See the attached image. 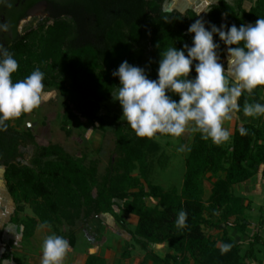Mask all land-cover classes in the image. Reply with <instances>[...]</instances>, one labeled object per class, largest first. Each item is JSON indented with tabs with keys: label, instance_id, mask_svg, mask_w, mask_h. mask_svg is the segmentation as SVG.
Listing matches in <instances>:
<instances>
[{
	"label": "trees",
	"instance_id": "trees-1",
	"mask_svg": "<svg viewBox=\"0 0 264 264\" xmlns=\"http://www.w3.org/2000/svg\"><path fill=\"white\" fill-rule=\"evenodd\" d=\"M170 1L68 0L61 11L49 14L52 23L46 28L40 24L37 30L18 37L10 52L18 64L11 79L22 80L35 69L43 72L44 88H53L66 97L67 111L63 113L61 128L67 136L71 133L68 121L76 115L94 124L100 121L101 103L119 85L111 73L122 61L144 67L148 77L155 79L160 52L191 44L194 34L186 30L199 18L198 13L192 8L169 11L166 5ZM246 1L217 0L206 13V21L217 26H239L264 18V0H250L248 9L244 6ZM214 41H218L215 35ZM223 47L220 42L219 55ZM190 75L195 76L194 70ZM263 95L264 86H257L251 94L242 93L239 110L233 114L237 118L244 115L246 103L264 104ZM70 105L75 113L70 111ZM113 134L116 157L99 180L95 165L85 166L82 159L73 158L58 145L40 146L29 164L20 163L19 148L33 143V136L13 128L10 120L0 126L2 179L17 207L9 221L21 227L23 239L31 237L37 226H43L73 246L74 231L62 234L59 226L72 225L77 220L88 223L95 218L98 230L103 224L101 214H109L123 225L114 210L120 202V211L135 218L130 235L132 246L144 251L140 264H248L247 259H254L253 249L262 241L260 235L253 234L252 243L242 252L241 243L226 229L231 227L246 235L251 225L244 218L250 205L235 186L249 180L264 165V121L235 125L228 145L213 144L194 131L179 189L166 190L147 180L148 156L159 149L155 135L137 137L123 121L116 125ZM156 135L174 139L182 136ZM157 162L165 167L166 155L160 153ZM134 171L138 174L133 175ZM205 182L209 185L207 190ZM146 198L156 200V204L145 206ZM25 206L33 216L19 215ZM180 211L186 213V220L178 228L175 221ZM207 230L220 232L218 243ZM160 244H166L168 251L164 256L153 251L152 247ZM224 245L229 248L221 252ZM129 255L126 246L121 258ZM5 258H10L8 250L0 257ZM83 264H105V260L91 254Z\"/></svg>",
	"mask_w": 264,
	"mask_h": 264
},
{
	"label": "clouds",
	"instance_id": "clouds-1",
	"mask_svg": "<svg viewBox=\"0 0 264 264\" xmlns=\"http://www.w3.org/2000/svg\"><path fill=\"white\" fill-rule=\"evenodd\" d=\"M216 2L206 0L208 7L204 13L211 11ZM3 3L5 0H0ZM6 28L0 23V31ZM186 31L194 34L191 44L160 52L155 79L148 77L144 67L122 61L111 73L119 80L117 90L111 92L112 99L121 107L120 120L137 137L152 138L156 134L179 137L191 123L192 131L218 145L229 138L222 121L239 110L242 93L251 94L257 86H264V18L239 26L226 23L217 26L198 18ZM214 35L218 41H214ZM220 42L226 48V66L220 62ZM17 68L12 53L0 45V126L31 112L48 96L42 83L43 72L35 69L13 82L11 74ZM192 70L195 76L190 75ZM243 113L264 114V104L246 103ZM240 132L244 134L245 129L241 127ZM185 220L186 213L180 211L176 226L183 227ZM228 248L229 245L222 246L221 252ZM68 249V241L62 236H46L41 245L40 264H62ZM0 264L12 262L5 258L0 259Z\"/></svg>",
	"mask_w": 264,
	"mask_h": 264
},
{
	"label": "rangeland",
	"instance_id": "rangeland-1",
	"mask_svg": "<svg viewBox=\"0 0 264 264\" xmlns=\"http://www.w3.org/2000/svg\"><path fill=\"white\" fill-rule=\"evenodd\" d=\"M227 1L231 2L232 0ZM248 1H246L244 4L246 8L249 5ZM207 7L208 5L206 4V0H171L170 3L166 5V8L169 11L184 12L186 9L192 8L196 10L198 14L201 13L200 18H202L204 21H206V13H204V11H206ZM43 17V13H38L28 26H26L24 23L25 27H23V34L29 30H37L42 21H44V28L52 23V21L48 18L43 20ZM222 61L223 59L220 60V62ZM117 88L118 86L113 92H115ZM44 91L48 93V96L38 107L34 108L29 113H22L18 118L10 119V125L13 128L21 132L30 133L33 136V143H26L20 146L19 149L21 152V157L18 159L19 162L26 165L29 164L30 159L40 146L58 145L73 158L82 159V162L85 166L95 165L97 177L100 180L105 174L106 170L109 168L111 162L116 157V154L114 153L113 130L116 125L122 121L120 120L121 107L119 102L114 101L112 99V95L107 101L102 102L98 112L100 121L94 124L90 123L87 119L79 115L70 118L68 121V128L70 129L71 133L69 136H67L64 130L61 128L63 113L67 111L65 104L66 97L60 95V93L53 88H44ZM69 109L75 113L73 111L72 105H70ZM235 125L240 126L241 124L239 122V118L237 119L233 113L230 114V118L224 119L222 121V128L229 133V138L223 142L224 145H228L230 143V138ZM192 127L193 125L190 123L186 127L185 132L182 133L180 139L166 138L160 135L154 136V140L158 143L159 149L154 155L148 156L147 180L150 183L157 184L166 190L173 187L177 189L180 188L184 173V158L194 132L192 131ZM182 140L183 142H181ZM160 153H164L167 157L165 167H160L157 162ZM3 170L4 168L0 167V197L7 195L9 199L7 204L11 207L10 210L13 208V212L17 207L15 204H13L7 194L2 179ZM137 174V171H134L133 175ZM143 185L144 187L146 186L145 182ZM208 187V183L205 182L206 190ZM143 203L147 207H152L156 204V200L152 198H146L143 199ZM119 207L120 202H117V205L114 206V210L123 220V225L117 223L113 218L111 220L110 217H106V221L108 220L110 223L113 222V224L108 225V222H105L104 224H106V228H104L103 231H105V233L109 236L111 231L118 229L121 237L132 243V238H130L126 232L130 235V231L133 230L135 225V218L120 211ZM19 215L33 216L28 206H25L23 211H19ZM97 226L96 220L93 218L88 223H83L81 220H77L72 225L64 224L59 226L58 229L60 232H62V234L67 233L70 230L74 231L76 239H78L77 241L81 242L82 244L84 237L88 238L89 241H92L91 237H98L100 228L97 230ZM253 227L254 228H251V230H248L250 235H241L236 233L231 227L226 229L231 236L237 238V241L241 243L242 252H244V250H246L252 243V235L259 233L258 224H255ZM206 232H210L214 240L218 243L220 236L219 231L207 230ZM36 241L37 240L35 239V242ZM124 245L125 247L130 246L126 242ZM38 246L41 247V245ZM132 247V250L129 249L130 257L131 253H133V260L138 261L143 258L144 251H142L138 246L133 245ZM152 248L153 251L160 256H164L168 251L166 244L156 245ZM122 249L123 246L119 248L120 254L122 253ZM253 250L255 251L254 260L259 259L260 262L264 260V247L262 249L260 247L261 252L257 253L256 243ZM78 252L80 253L81 250L79 249ZM119 252L117 254L118 263L124 264L125 259L121 258ZM246 262H248V264H258L254 263L253 259H247ZM148 264H150V262Z\"/></svg>",
	"mask_w": 264,
	"mask_h": 264
},
{
	"label": "crops",
	"instance_id": "crops-1",
	"mask_svg": "<svg viewBox=\"0 0 264 264\" xmlns=\"http://www.w3.org/2000/svg\"><path fill=\"white\" fill-rule=\"evenodd\" d=\"M248 2L249 5L247 8L245 7L246 9H248L251 4L250 1ZM226 54V49L223 47V52L220 54V58L223 59L221 63L225 62V66ZM228 86H231L230 80H228ZM238 118L240 124L252 123L256 125L259 122L264 121V114L250 117L240 115ZM235 190L239 195L242 196L244 202L249 203L250 205L249 208L244 212V218L251 223V225L246 229V235H250L248 230L254 228L253 226H255V224H258L259 226L258 234L260 235L262 241L257 243L256 252L260 253V247L261 249L264 247V165L261 166L258 172L249 180L236 185ZM7 202H9L7 195L0 197V257L5 250H8L10 253L9 260H11L12 264H40L41 247L38 245H42V242L46 236L57 234L49 227L37 226L31 237L23 239L21 237V227L9 221L10 216L14 211L12 212L13 208L10 210L11 207L7 204ZM106 217H110L112 220V217L109 214L99 215V218L102 220L103 224L100 227L98 237H91L92 241H89L88 238L84 237L81 244V242L77 241L78 239H76V236L74 235V245L69 246V249L62 260V264H83L88 255L91 254L102 257L105 260V264H119L117 255L119 248L123 246V253L125 249L124 243L126 242L130 245L128 248L132 250L133 247L131 245L133 242H128V240H125L123 237H121L118 229L111 231V234L108 236L105 231H103V229L106 228V224L104 223L108 222V220L106 221ZM110 224H113V222H108V225ZM126 234L131 238L129 233L126 232ZM231 237L237 241V238L233 236ZM35 239L37 240L36 242ZM79 249L81 250V254L78 252ZM132 254L133 253H131V257L129 255V257L124 260V264L141 263L142 258L138 261L133 260ZM253 262L264 264V260L260 262L259 259H253Z\"/></svg>",
	"mask_w": 264,
	"mask_h": 264
},
{
	"label": "flooded vegetation",
	"instance_id": "flooded-vegetation-1",
	"mask_svg": "<svg viewBox=\"0 0 264 264\" xmlns=\"http://www.w3.org/2000/svg\"><path fill=\"white\" fill-rule=\"evenodd\" d=\"M66 1L68 0H5V3L0 4V23L7 25V28L0 31V45L11 52L18 37L23 35L25 24L28 26L38 13H43L45 20L50 13L61 11Z\"/></svg>",
	"mask_w": 264,
	"mask_h": 264
}]
</instances>
